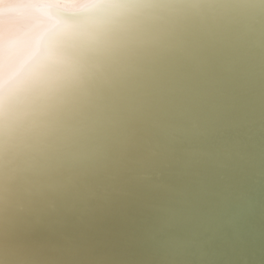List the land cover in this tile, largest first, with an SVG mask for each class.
<instances>
[{
	"label": "snow or ice",
	"instance_id": "6c2138e0",
	"mask_svg": "<svg viewBox=\"0 0 264 264\" xmlns=\"http://www.w3.org/2000/svg\"><path fill=\"white\" fill-rule=\"evenodd\" d=\"M0 264H264V0H0Z\"/></svg>",
	"mask_w": 264,
	"mask_h": 264
}]
</instances>
